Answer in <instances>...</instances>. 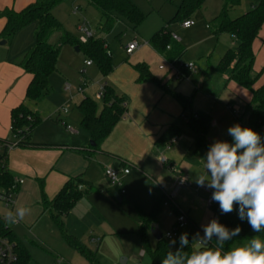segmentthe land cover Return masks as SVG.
Here are the masks:
<instances>
[{"label":"rangeland","instance_id":"1","mask_svg":"<svg viewBox=\"0 0 264 264\" xmlns=\"http://www.w3.org/2000/svg\"><path fill=\"white\" fill-rule=\"evenodd\" d=\"M29 1L33 0H0V9L8 7L20 11ZM132 2L146 15L144 22L135 31L128 27L124 21H119L109 33L102 32L98 11L85 0H61L52 9V15L62 28L75 38L78 36L76 27L78 24L84 23L94 33V38L104 40L108 47L112 70L121 64L133 68L137 63H145L152 75L161 80L165 87L169 82L170 87L176 93L191 99L190 111L192 114L202 111L210 115L212 126L208 131L207 139L212 143L215 140H227L229 137L227 135L228 127L238 123L231 109L241 108L248 104L250 101L249 91L232 81L207 77L209 92H194V85L201 79L203 71L213 68L231 44L229 34L221 33L215 36L212 33V28H209L211 21L220 13L224 1L208 0L202 13L196 12L188 19L192 23L189 28L181 27V23L174 19L175 6L181 0H132ZM250 3V0H242L238 7L229 11V17L234 19L241 16L245 10L251 8ZM1 27L2 21L0 20V29ZM164 27L177 36L180 45L185 49L180 62L174 65L156 54L149 45L150 38ZM35 29V23L21 29L4 49L13 52L25 41H30V45H33ZM259 37L260 41L254 44L256 59L253 71L260 75L256 87L264 84V23L260 28ZM134 40L139 43L140 47L131 54H126V46ZM58 42L59 36L53 35L50 43L56 45ZM75 48L70 44H65L60 48L56 64L57 72L50 76V92L45 100L38 105L40 122L37 126L40 128L38 130L41 135L48 133L52 128L56 133L62 131L65 135L68 134L64 131L63 125L55 120L57 111L66 109L69 111V116L66 118L67 125L72 130H78L81 139L85 136L80 127L77 109L81 99L88 97L94 100L98 106L103 103L104 81L102 75L94 63L87 66L86 63L90 60L83 51H76ZM182 63H192L195 71L184 70L181 67ZM159 66H162L164 70L159 71ZM174 73L180 74L179 80L172 77ZM227 77L228 73L225 75V79ZM83 84L88 86L84 95L76 91L78 86ZM65 85H68L69 88L66 89ZM108 86L111 87L109 83ZM228 103L232 105V108L225 106ZM29 104L31 105V103ZM189 117L190 113L186 115L185 119H180V137L183 141L192 137V132L188 127H184ZM31 119V116H27V121H31ZM242 120H245V117ZM187 134L189 135L187 136ZM61 140L64 143H69L68 138L61 137ZM177 144V141L169 143L163 147L162 152L159 151L158 165L160 164L159 166L165 172L160 179L154 176L150 178L135 168H129L128 175L124 177L120 173L121 168H115L112 170L118 173L122 182L121 188H118L107 179L101 170L97 173L94 172L95 183L91 184L92 192L86 196L83 194L63 218L65 231L68 234L75 231L76 234L72 235L81 239L95 253L96 261L99 264H150L147 247L141 243L137 230L141 222V211L145 213L152 211L155 196L162 198V201L160 211L150 226L154 224L162 236L166 233L173 234L176 229L178 213H188L190 221L188 220L172 237L175 244L169 245L170 240L165 241L171 249H177L181 247V234L187 233L191 253L199 250L201 245L199 242H193V236L197 232H203L202 225L208 224L214 218L206 203L208 195L202 191L196 194L189 190L185 194V201L182 200L181 194L175 198L174 202L177 207L168 203L166 198L170 193L168 180L169 175L173 176V173L169 169V163L161 164L160 159L173 161L177 168L173 179L180 175L184 176L188 178L193 189L198 187L195 183V176L205 171L204 161L188 159L186 155L176 150ZM106 169L108 167L104 168V170ZM121 190L124 191V194L119 201H116L115 195ZM1 206L6 213L10 211V206L4 204ZM46 214L49 217L48 211L44 213V215ZM43 222L36 229L42 238L41 243L27 236V239L35 242L34 245H28L31 258L28 264H88L82 256L65 245L52 221H50L51 228H48V220ZM146 239L148 246L153 248L155 240L151 237L149 230L146 231Z\"/></svg>","mask_w":264,"mask_h":264},{"label":"trees","instance_id":"2","mask_svg":"<svg viewBox=\"0 0 264 264\" xmlns=\"http://www.w3.org/2000/svg\"><path fill=\"white\" fill-rule=\"evenodd\" d=\"M61 0H35L20 11L4 8L0 10V18L4 25L0 31V40L9 45L21 29L33 23L36 24L34 31V44L21 57L18 66L30 76V81L25 91L24 102L11 111V133L15 138V146L29 149H47L52 147L47 144H37L31 141V133L39 124L40 118L31 111L28 104H38L50 92V76L57 71L56 64L60 48L65 44L74 45L78 51H83L86 57L94 63L102 77H107L112 72L108 47L100 38H90L85 44L78 42V39L66 32L61 24L52 15V9ZM96 9L100 15V30L109 33L119 21H124L133 31L136 30L146 19L140 9L132 0H85ZM207 0H181L175 6V21L182 23L188 20L194 13L201 12ZM224 5L220 13L211 21L212 33L218 36L221 33L229 34L234 40V47L227 50L218 61L214 70L218 75L228 73V80L250 93V101L243 106L242 114L236 118L238 123L244 127H250L264 137V84L256 87L259 74L254 73L253 64L255 55L253 44L258 38L261 26L264 23V0H250L251 8L241 16L231 19L229 11L238 7L242 0H223ZM53 35L59 36L56 45L50 43ZM172 32L164 27L156 32L149 40L150 47L165 58L170 64L179 63L185 49L179 41L172 39ZM168 48V49H167ZM137 74L138 82H151L159 88L164 89L181 107L184 114L190 113L187 127L194 135L193 150L195 153L204 151L212 144L207 139L208 131L212 125V118L205 112L198 111L192 114L191 99L185 98L175 91L167 89L160 80L156 79L145 63H137L133 66ZM103 103L100 111L94 100L86 97L77 106L81 115L80 127L87 131L94 147L89 146L86 150H74L75 153L86 156L88 151H98L101 144L109 136L117 122L123 117L125 107L122 97L114 90L104 85L102 90ZM31 116V121H27ZM245 117V120L242 118ZM181 129L178 126H170L156 141L158 147H164L174 138L179 137ZM229 136L227 141L231 142ZM10 147V146H7ZM4 147L0 162V200L18 192V184L6 168V151ZM42 183H40V186ZM93 187L83 182L80 176L70 178L59 193L48 201L42 192L41 205L44 211H48L51 221L57 227L64 243L73 251L82 256L89 264H99L96 261L95 253L92 252L81 240L68 234L64 229L63 218L67 215L75 203L83 196L89 195ZM162 198H156L151 212L141 211V222L137 235L141 243L147 247L150 264H161L168 252H171L180 264H186L185 252L191 254V247L171 249L165 239L155 241L153 248H150L146 239V231L150 223L155 221L160 211ZM214 218L225 225L229 231L237 226L241 227L238 236L225 242L223 251L249 244L254 236L264 240V230L254 233L247 220H240L238 216V205L236 210L229 214H223L218 203L212 202L209 207ZM203 236V232H200ZM0 239L7 240L12 244L16 255V261L12 264H28L31 261L29 252L23 243L17 238L13 231L7 227L5 220L0 218ZM209 247H217L215 236L208 244ZM179 250V252H178ZM199 250H203L200 246Z\"/></svg>","mask_w":264,"mask_h":264},{"label":"crops","instance_id":"3","mask_svg":"<svg viewBox=\"0 0 264 264\" xmlns=\"http://www.w3.org/2000/svg\"><path fill=\"white\" fill-rule=\"evenodd\" d=\"M34 1L35 0L29 1L27 5ZM206 3L204 4V7H206ZM4 8L14 10L8 7ZM248 10H245L244 13ZM202 11L199 13H202ZM0 20L2 21L3 27L4 20L1 18ZM257 41H260L259 34L255 42ZM29 42L30 41H25L24 44H20L13 52L12 50L4 49L7 44L3 46L0 45V162L4 147L10 146L7 147L6 151V168L15 180H21L22 183L18 186V192L14 198L13 204L10 205L9 212L15 214V212L21 208L25 209L26 212L24 221L16 224H6L23 243L27 251L28 245L35 244L32 240H36L38 243H41L42 241V238L36 230L41 222L48 220V228H51V219L49 220L50 217H48L47 214L44 215L46 211L43 210L41 205V186L46 199L51 201L70 178L80 176L83 182L91 185L95 183L94 172L97 173L101 170L104 173V168L106 167L109 169H122L125 167L135 168L150 178L154 176L155 178L160 179L165 173L163 168L159 166L160 164L158 165V154L159 151L162 152L163 147H158L156 141L170 126L175 125L181 129L180 119L186 118V114L182 112L179 104L167 92H165L164 89L159 88L151 82H138L137 74L133 68L126 64H121L113 69L107 77L102 78L104 85H108L109 83L114 92L122 97L125 113L114 126L109 136L101 144L98 151H88L87 157L74 152V150H86L90 146L89 143L91 140L88 132L83 129L82 132L84 131L83 133H85V136L81 139L78 130H72L71 128V131L67 130L69 126L67 125L68 120L66 121V118L69 116V111L66 109L65 113L63 111L64 109L57 111L55 120L63 125L64 131L68 134L65 135L62 131L56 133L55 129L52 128L48 133H43V135H41L38 126H36L31 133L32 142L37 144H47L52 147L47 149L17 147L14 145L16 140L13 137L10 128L11 111L24 102L25 91L30 81V76L18 66L21 57L30 47H32ZM137 44L138 47H140L138 42ZM232 47H234V40L231 37V44L228 50ZM254 55L256 59L255 52ZM215 66L203 71L201 79L196 85H194V92H209L210 88H207V77H216L215 79L228 81V77L225 79L226 74L218 75L215 72ZM166 88L170 91H174L170 87L169 82L166 85ZM87 89L88 86L85 84L82 93L83 95ZM45 98L36 105L28 104L29 109L35 112L39 118L38 105H40ZM84 98L86 97H83L81 101ZM225 106L232 108V105L229 103ZM101 108L102 105H97L98 111H100ZM242 108L243 107L241 106V108L234 109H237L240 115L242 114ZM79 120H81L80 113ZM184 127H187V124H185ZM183 130L186 131L184 128ZM188 135L189 134H187V136ZM180 136L173 142L171 141L169 143L172 144L177 141L178 144L176 150L186 155L188 159H198L202 162V158L206 156V153L204 151L197 153L194 152L192 147L194 140L193 133L192 137L185 139V141H183ZM61 137L68 138L69 143H64V141L61 140ZM209 141L212 143L211 140ZM194 162L197 163L195 160ZM167 163H169L168 165L170 168H168L174 176L176 174L175 170L177 169L175 168L174 162L164 160L161 164L166 165ZM127 175H124V177ZM173 176L169 175V190L174 180ZM40 183H42L41 186ZM153 185L155 184L153 183ZM195 189L191 186L190 188L182 190L179 193L182 195V200H186L185 194L189 190L194 191L196 194L201 191H196ZM121 198L122 195L118 192V194L115 195L116 201H119ZM156 198L159 197L155 196L154 200ZM3 204L4 203L0 201V218L5 220V216L9 212L6 213V211L3 210L1 206ZM186 215L190 221L188 213H186ZM69 231L71 232V230ZM71 233L76 234L75 231H72ZM27 236L32 240L27 239ZM72 236L78 238L75 235Z\"/></svg>","mask_w":264,"mask_h":264},{"label":"clouds","instance_id":"4","mask_svg":"<svg viewBox=\"0 0 264 264\" xmlns=\"http://www.w3.org/2000/svg\"><path fill=\"white\" fill-rule=\"evenodd\" d=\"M227 135L232 139L215 140L209 145L204 161V172L195 176L200 187L212 189L211 200L218 203L223 214L232 213L238 205L240 220H247L251 230H264V137L250 127L239 123L228 127ZM25 209L5 216L6 223L16 224L25 220ZM203 236L199 232L193 242H199L203 250L185 252L186 264H264V240L254 236L247 245L223 251L225 242L238 236L241 227L234 230L221 224L218 219L202 225ZM215 236L217 247H209ZM187 233L180 236L181 248L189 245ZM175 244L170 239L169 245ZM179 252V250H178ZM161 264H180L168 252Z\"/></svg>","mask_w":264,"mask_h":264},{"label":"built area","instance_id":"5","mask_svg":"<svg viewBox=\"0 0 264 264\" xmlns=\"http://www.w3.org/2000/svg\"><path fill=\"white\" fill-rule=\"evenodd\" d=\"M191 25H192V23L190 21H188V20H185V21H183L181 23V27H183V28H189ZM76 30H77V33H78V36H77L78 42L81 43V44H85L90 38L94 37V33L84 23L78 24ZM172 39L175 40V41H178L177 37L174 36V35H172ZM137 47H138V44H137L136 40H134L131 44L126 46L125 53L126 54H131ZM86 65H91V61L87 62ZM171 65H173V64H171ZM181 67L184 70L195 71V67H194V65L192 63H188V64L182 63ZM158 69L160 71L164 70V68L162 66H159ZM172 77H174L175 79L179 80L180 79V74L179 73H174L172 75ZM65 86H66V89L69 88L68 85H65ZM84 87H85V84L79 86L76 89L77 93L82 94ZM231 110H232V112H234L235 118H238L239 117L238 110H236L234 108L231 109ZM63 111H64V113L66 112L65 109ZM67 130L71 131L70 128H67ZM175 139L176 138H174L172 140V142ZM160 161H161V163L164 162V160H162V159ZM129 171H130L129 168L125 167V168H122L120 170V173L122 175H127L129 173ZM175 173H177V171ZM104 174L114 186H116L118 188H121L122 182L120 181L117 172H115L112 169L108 168V169H106L104 171ZM15 183L20 185L22 183V181L21 180H15ZM190 187H191V184L189 183L188 178H186L184 176H181V175L175 177L173 182H172V184H171V186H170V193H169L168 196H166L168 203H170L173 206L177 207L175 202H174L175 198L179 195V193L182 190H185V189L190 188ZM195 190L196 191H198V190L204 191L208 195L206 203H207L208 207H210V205L213 202L211 200V196H212V191L213 190L205 188V187H200V186H198ZM119 194L123 195L124 191L123 190L119 191ZM0 201H2L5 204V206H10L14 202V196L10 195L7 198H3L2 197ZM165 205H166V203H165ZM187 221H188L187 215L185 213H183V212H179L178 216H177V221L175 223L176 229L174 230V233L173 234L166 233L164 236H162V238L165 239V240L172 239V237L175 235L177 230L182 228L183 225ZM15 261H16V255H15V253L13 251L12 244L10 242H8L7 240L0 239V264H12Z\"/></svg>","mask_w":264,"mask_h":264},{"label":"water","instance_id":"6","mask_svg":"<svg viewBox=\"0 0 264 264\" xmlns=\"http://www.w3.org/2000/svg\"><path fill=\"white\" fill-rule=\"evenodd\" d=\"M5 44H6L5 41H1V42H0V45H1V46L5 45ZM75 50L78 51L77 48H75ZM89 145H90L91 147H94V146H95L94 143H93L92 141H90ZM149 233H150L151 237H152L155 241H159V240L162 238L161 233L159 232L158 228H157L154 224H152V225L149 227Z\"/></svg>","mask_w":264,"mask_h":264}]
</instances>
